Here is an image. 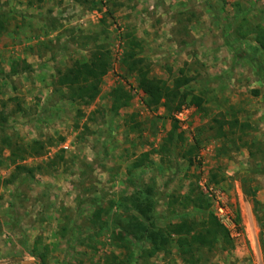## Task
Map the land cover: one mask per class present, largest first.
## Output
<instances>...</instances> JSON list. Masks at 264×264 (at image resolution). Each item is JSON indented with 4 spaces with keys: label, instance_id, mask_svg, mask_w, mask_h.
Listing matches in <instances>:
<instances>
[{
    "label": "rangeland",
    "instance_id": "rangeland-1",
    "mask_svg": "<svg viewBox=\"0 0 264 264\" xmlns=\"http://www.w3.org/2000/svg\"><path fill=\"white\" fill-rule=\"evenodd\" d=\"M0 21V264H264V0H0ZM96 51L98 94L68 99L58 71ZM134 58L202 106L149 107ZM190 190L207 210L170 204ZM147 194L156 227L210 212L228 239L191 260L170 234L150 254L133 229Z\"/></svg>",
    "mask_w": 264,
    "mask_h": 264
},
{
    "label": "trees",
    "instance_id": "trees-1",
    "mask_svg": "<svg viewBox=\"0 0 264 264\" xmlns=\"http://www.w3.org/2000/svg\"><path fill=\"white\" fill-rule=\"evenodd\" d=\"M0 21V25H1ZM141 58H134L127 61L129 69H138V85L146 94V104L149 107L164 106L168 111H177L185 105H194L201 107L203 97L190 91L181 90V87L187 82V79H176L172 85L161 78L151 77L146 70L139 67ZM108 69V58L103 52H94L89 60L76 61L73 65L58 71L57 83L66 88L67 98L72 101H81L83 104H89L90 100L99 92V84L102 77ZM15 71V67L12 68ZM112 108L117 110L122 105H126L129 100V94L116 89L113 93ZM177 127L174 120L171 133ZM10 146L11 155H15V148ZM43 149V143L35 141L32 145L21 150L23 154L39 153ZM18 153H20L18 151ZM12 162L17 169H24L23 166L12 158ZM138 165V164H136ZM31 172V168H25ZM179 203L182 207L193 206L198 209L207 210L209 204L203 195L190 190L188 193L179 196H172V203ZM134 207L141 219H134L133 229L141 240L150 243V254L165 250L170 241V234L176 235L175 242L179 251L183 255L191 254L194 248L214 247L221 239L227 240L228 233L217 218L210 212L205 219L200 222L199 227H195L194 222L189 219H182L169 226L170 230L165 232L162 228L156 227L153 221V199L150 195L143 196L142 199L137 198ZM189 259V258H188ZM190 260V261H191Z\"/></svg>",
    "mask_w": 264,
    "mask_h": 264
},
{
    "label": "built area",
    "instance_id": "built-area-1",
    "mask_svg": "<svg viewBox=\"0 0 264 264\" xmlns=\"http://www.w3.org/2000/svg\"><path fill=\"white\" fill-rule=\"evenodd\" d=\"M188 110H189V107H187V106H183L181 109L177 110L174 113L175 119H177L179 122H184L187 119ZM67 147H68V145L65 144L64 148H67Z\"/></svg>",
    "mask_w": 264,
    "mask_h": 264
},
{
    "label": "water",
    "instance_id": "water-1",
    "mask_svg": "<svg viewBox=\"0 0 264 264\" xmlns=\"http://www.w3.org/2000/svg\"><path fill=\"white\" fill-rule=\"evenodd\" d=\"M31 261V260H30ZM37 264V263H36Z\"/></svg>",
    "mask_w": 264,
    "mask_h": 264
}]
</instances>
